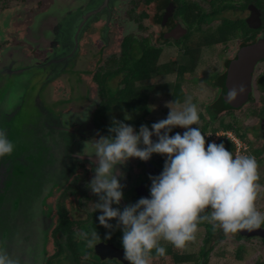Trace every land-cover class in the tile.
I'll return each mask as SVG.
<instances>
[{"label":"flooded vegetation","instance_id":"af4514ba","mask_svg":"<svg viewBox=\"0 0 264 264\" xmlns=\"http://www.w3.org/2000/svg\"><path fill=\"white\" fill-rule=\"evenodd\" d=\"M134 13L138 15L140 29H146L144 22L155 28L153 41L144 33L140 40L121 35L120 25L127 23ZM74 33H78L75 40L79 50L67 66L62 67L66 54H70L68 50L75 45L70 42ZM132 46H140L141 55L148 49L156 51L155 61L159 68L164 65L190 67L180 75L174 72L170 97L177 85L185 98L193 92V86H206L209 99L197 104L198 107L206 115L209 111L219 112L217 122L221 131L217 134L236 140L235 156L246 154L255 158L258 183L264 185V0H0V128L14 145V135L17 136L21 148L26 150L21 154L26 155L25 162L33 163L32 153L38 149H32L30 144L37 143L33 139L38 133L37 126L42 124L40 119H34L35 92L53 117H71L69 124L60 125L61 129L49 126L50 141L44 146L45 168L33 164V172H39L40 168L44 172L48 170L46 167L57 165L61 172L42 193L41 201L32 208L24 207L20 201L8 209L10 213H6L5 204L0 207V221L2 217L9 220L8 224L0 225V250L17 264H36L32 246L37 230L45 231L43 264H129L124 259L122 230L117 220L109 221L111 228L99 223L102 211L95 208L99 197L87 187L95 175L93 169L88 163L71 164L66 158L78 148L82 150L83 138L89 140L81 129L85 122L79 120L85 115L91 116L101 137L104 136L100 130L112 125L114 111L137 113L134 122H124L131 126L139 121L155 123L142 117L150 114L148 98L157 88L159 91V86L153 83L156 75L161 74L133 82L134 87L147 96L146 109H118L107 98L108 92H118L126 85L124 80ZM254 48L261 49V57L250 72L247 99L232 106L223 98L229 85V66L252 63L257 55ZM167 50H174V58L162 62ZM179 61H182L180 66L177 65ZM199 67L201 72H195ZM114 81L118 82L114 84ZM147 81L150 83L145 84ZM120 83L121 89L117 87ZM98 96L102 100L88 114L86 111ZM109 103L108 109L102 108ZM97 110L101 111L99 116ZM206 119L216 121H211L208 115ZM226 125L231 129L224 130ZM157 155L153 154L148 161L134 158L136 172L132 173V186L126 181L132 177L131 172H126L122 179L117 175L124 186L123 199L112 207L123 209L141 197L150 196L149 177L159 175L165 162L161 157L157 159ZM17 164L13 172H20ZM32 185H39V182L35 180ZM140 185L145 187L147 196L137 194L136 188ZM255 204L257 210L264 213V188ZM256 229L261 232L259 235H249L253 229L236 232L234 250L238 254L241 252V258L248 249L254 250L257 252L254 264H264V224ZM93 232H97L98 237L90 248L80 234L88 233L90 237Z\"/></svg>","mask_w":264,"mask_h":264},{"label":"clouds","instance_id":"9594fccd","mask_svg":"<svg viewBox=\"0 0 264 264\" xmlns=\"http://www.w3.org/2000/svg\"><path fill=\"white\" fill-rule=\"evenodd\" d=\"M240 92L243 91L241 88ZM237 94L229 91V98ZM167 117L151 125H141L139 130L121 121L113 120L109 132L113 135L94 139L92 153L96 167L94 177L87 187L99 197L95 208L102 211L99 223L111 228L115 218L122 230L121 243L124 259L129 264H151L153 250L164 256L166 249L160 241L183 249L195 239L198 224L208 221L225 234L242 229H256L264 224V213L256 208V200L264 185L258 183V164L250 155L233 156L218 140L205 146V135L198 127L200 114L191 95L183 103L172 101ZM131 119L127 114L125 120ZM196 125V127H191ZM185 129L181 134L173 129ZM157 139L154 141L152 137ZM209 138V137H208ZM231 142V141H230ZM232 143V142H231ZM233 147L235 148L234 143ZM15 145L0 128V157L11 155ZM153 154L165 156L162 172L150 176L149 197L123 207V185L117 176V166L130 158L148 161ZM122 179L124 174H119ZM88 247H94L98 237L93 232L81 233ZM0 264H17L6 252L0 250Z\"/></svg>","mask_w":264,"mask_h":264},{"label":"rangeland","instance_id":"374dc122","mask_svg":"<svg viewBox=\"0 0 264 264\" xmlns=\"http://www.w3.org/2000/svg\"><path fill=\"white\" fill-rule=\"evenodd\" d=\"M144 23H145L146 29L142 30V29L139 28V18H138L137 13H134L133 15H130V17L128 18L127 23H124V25H120L123 28L121 35L122 36H131L134 39L140 40L142 34L144 33V34L149 36L151 41H153L154 40V36H155V28L151 24H148V22H144ZM174 55H175L174 50H167V51L164 52L161 61L162 62H166L168 59L171 60L172 58H174ZM177 60H178V58H177ZM178 64H182V61H179L177 63V65ZM178 66H180V65H178ZM211 67H213V66L211 65ZM176 69L177 68L174 66L172 69L169 70V72H167V73H169L168 75H165V73L161 74L159 76L156 75L157 78H156V80L154 81L153 84H157V86H159V91H157L158 88L155 87L157 89L154 91V93H151L149 95L148 106L150 108V114L148 116L142 117L145 121H149L150 120L152 122H158V121H160L162 119H165L167 117V115H168V113L170 111V109L167 107V105H168L169 102H171L170 94H171V90H172V87H173V79H174V76H175L174 72L177 71ZM207 69H208V67H206L204 70L206 71ZM199 71L201 72V68L200 67L195 69V72H199ZM121 78H122V75H120L119 79H121ZM116 80H118V79H116ZM117 82L118 81H114V84H116ZM148 83H150V82L149 81L145 82V84H148ZM118 85H117V87L119 89L123 88L122 83H120ZM112 86H114V85H112ZM136 87H138V82L136 83ZM192 88H193L192 89L193 92H190L188 94V96L191 95L193 98H195V100L193 99L194 103L202 104V102H205V101H207L209 99L206 96V94L208 93L206 86L202 87L200 85H197V86H193ZM107 95H108L107 98L108 99L110 98L109 100H112V103H114V100H116V99H114V96L118 95V92H108ZM185 99L186 98L184 97V100ZM94 100L95 101L90 104L89 109L86 111L88 114H91V111H93V109L97 107L98 103L102 99H101V97L98 96V97H95ZM50 107L51 106H49V108ZM197 108H198L199 114H203L201 112V110H200V107H198V105H197ZM126 114L128 116H130L131 119L125 120V115ZM51 116H53V115H51ZM137 117H138L137 113L130 112V111H119L118 113L116 111H114V113H112V118L113 119H117V120L119 119L122 122H126V121L134 122V120L137 119ZM206 117H207V115L203 114V120L199 121L198 127L200 128V126H202V124L204 122L209 124L208 131L203 133L205 135V146L207 147V144H208L209 141H213L218 136H220V133L219 134H217V133H218L219 130L221 131V129L218 128V122L217 121L220 119L219 117H218V120H216L215 122H209L206 119ZM70 119H71V117L69 115L65 116V120H66V122L68 124L70 123L69 122ZM79 120H83L85 122V124L82 125V127H81V129L84 132V136H89L90 144L91 143L94 144L95 143L94 138H98L99 139L101 136L99 134H97L98 130L92 124L91 116L90 115H88V116L85 115L83 117H80ZM37 127H38V133H39V137L41 138L42 144H41V146L39 148L36 147L34 144H30V147L32 149H35V150L38 149V152H37L35 158L37 159V157L39 156L42 159V161L45 162V160H46L45 156L43 154H41V153H44V151H45L44 150V146L47 143V140L44 139V138L47 137L50 134V131H49V128L47 126L43 125V124H40ZM133 127H135V126L133 125ZM191 127H196V125H192ZM212 130H217V132L214 133ZM13 131H17V130L13 129ZM184 131H185V129L180 128V127H176V128L173 129V131H172V133H170V135H173L176 132H180L182 134ZM21 133H20V135H21ZM102 136H103V134H102ZM48 137H50V136H48ZM64 137L67 139L66 135H64ZM14 138H15V141H16V145L21 147L22 145L20 144V140L17 138L16 135H14ZM152 139L155 141L157 139V137L153 136ZM82 145L84 147L85 154H90L91 150L89 149V147H87V144L86 143H82ZM21 149L22 148H20V150ZM39 152H41V153H39ZM236 152H237V150L234 151V149H233V153H232L233 156L236 155ZM35 153H33L32 156ZM159 157H161L162 160L166 159L165 156H162V155L158 154L157 155V159ZM66 159H68V161L71 160V164H75L76 161H77V160H74L75 158L73 157V155L70 156L69 158H66ZM78 159H80V158H78ZM77 163L78 164H86L87 165V163L82 162V161H78ZM125 163H126L125 166L127 167V171H125V172H131V175H132L130 180H128V178H127L126 181L128 183V186H132L133 183L131 181H133L132 178H134V175L132 173L136 172V171H134V169H136V167H135V159L134 158L129 159ZM129 163H130V166H129ZM42 166L45 168L44 163H42ZM89 166H90V164H89ZM46 168L49 169V172L51 171L50 167H46ZM137 170H138V168H137ZM36 171L35 172H21L20 174L24 178L23 180H27L28 182L32 183L35 180L37 182V172ZM142 178H144V177H141L140 179H142ZM23 185H26L28 187V189H19L20 191H22V193H29L28 191H30V193H33L35 191L36 192L39 191V186L38 185L32 186L31 184H27V183H25ZM20 187H22V185ZM3 201H4V199H2L1 194H0V202H3ZM26 204H28L27 206H29L30 208L35 207L34 203L32 204V201L25 202L24 205H26ZM1 206L2 205L0 204V207ZM0 213L2 215L1 208H0ZM0 218H1V216H0ZM3 222H4V225H5V224H8L9 220L6 219L5 217H2V219L0 221V225L1 226H3ZM14 226H18V224H15ZM211 226L216 231V233L213 236L212 240L208 243V246H210L211 249L209 250V254H208V257L206 259V262L198 260L199 264H254L255 255H257V252L254 251V250L252 252L250 249H248L240 260L231 259V258H228V257L222 255L223 252H225L227 250H234V248L237 246L236 245L237 241L235 239L236 233L225 234L223 232V230L221 228H219L218 226L214 227L213 223H211ZM9 227H11V226H9ZM204 237H205V228L202 226V227H199L197 232L195 233V239L192 240V241L187 242L186 246L182 249V253L197 255L198 252L200 251V248L203 246ZM160 244L164 245V244H166V241L161 240ZM44 261H45V258H44L43 262ZM182 264H193V263H182Z\"/></svg>","mask_w":264,"mask_h":264},{"label":"water","instance_id":"95a60500","mask_svg":"<svg viewBox=\"0 0 264 264\" xmlns=\"http://www.w3.org/2000/svg\"><path fill=\"white\" fill-rule=\"evenodd\" d=\"M85 25L86 24L83 25V28ZM77 34L78 33H74V39L72 38L70 40V42H73V44H75V45L72 49L68 50L70 52V54H66V62H65V64H62V67H66L67 64L69 63V61L73 59V57L76 55V52L79 50L78 41L75 40L77 37ZM79 34H80V32H79ZM260 50H261L260 48H257V49L254 48V53H256V51H257V55H254V59L252 60V63H250L249 65H247V64H233L232 63L229 66L228 73L230 74V76L228 77V80H227V83L229 85H227L228 88H227V91L224 94L223 98L225 99V101L230 103L232 106H235L239 102L243 103L244 101H246L248 89H249V87L247 88V86H248L249 80H250V72L252 71V68L255 65V63L261 57V51ZM243 85H245V86H243ZM241 88L243 89L242 92L239 91ZM232 89H236L237 94L235 96L229 98V91ZM37 96H38V94L35 92L34 97H33L34 104H35V109H34V116L35 117H34V119H36V118L40 119L41 120L40 122L42 124H44L45 126H47L48 128L50 125H53L54 127L61 129L60 125H64L67 123L65 120V117H63L62 119H59L57 117L51 116V114L48 113L46 111V109L43 107V105L39 102V99ZM37 131H38V128H37ZM49 131L51 132L50 128H49ZM48 136L44 138L47 140V142L50 141V138ZM59 136L63 137L64 135H62V133H59ZM33 140L35 142H37L35 144V146L39 148L42 144L41 138L39 137V133H35V138ZM82 143L87 144V147H89V149L91 150V152H90V154H91L93 144L92 143L90 144V140H88L87 138L86 139L83 138ZM81 147H82V150H81V148L80 149L75 148V150L77 149L76 152L71 151L73 157L75 158L74 160H77L76 163L78 161H82V162L90 164V166L94 172V169L97 166L95 163V161H96L95 155L93 154V155L89 156L90 154H85L83 145ZM20 148H21L20 146H17L15 144L14 151L10 155L11 157H13V159H9V158H7V156L0 157V194H1L2 199H4V201L1 203V205L5 204V206H7V210L10 207L14 208L15 205H18L20 201L23 203L32 201V204L34 203V205H36V203L38 201H41L42 193L46 189H48L50 183L52 181H54L55 178L58 177L61 173L58 171L59 165H57L55 168L50 166V169H51L50 172H48L49 169L42 172L41 171L42 168H40V171L37 172V182H39V185H38L39 191H37V192L35 191L33 193H30V191H28L29 193H22V191H20L19 189H28V187L26 185H23V184L27 183V184L32 185V183L28 182L27 180H23L24 178L22 177V175L20 173L23 171L33 172V170H34L33 164H36L38 162V165H42V163H44V161H42V159L39 156L37 157V159L35 158V156L37 154V152H36L34 154L35 161L33 163L25 162V160H26L25 156L26 155H21V154L26 152V150L23 148L20 150ZM39 153H41V152H39ZM41 154H43L45 156V159H46V153H41ZM78 158H80V159H78ZM7 159H8V162H7ZM16 162H18L17 165L19 166L18 168H20V172H13L15 169V163ZM22 162H24V163H22ZM5 163H7V164H5ZM125 164L117 166V175H119L121 172L122 173L124 172L123 174L126 173L125 171H127V167L125 166ZM63 167H65V166H62V168ZM15 175H17V176H15ZM18 180H20L23 183L22 187H20L21 184L19 183ZM136 192L139 195L147 196L146 191H145V187L143 185L138 186L136 188ZM27 205L28 204L24 205V207L25 206L27 207ZM10 212L11 211L8 210L6 213H10ZM14 213H16V212H14ZM18 214L19 213L17 212V215ZM14 221H15V219H14ZM16 221H17V223H19L20 219H16ZM37 232H38L37 237L34 236L35 240H34V243L32 246L34 248V250H33V256L35 257L34 263L42 264L43 260H44V256H42V252H43V243H44L45 231L37 230ZM260 233L261 232L258 229H253V232H250L249 235H256V234L259 235Z\"/></svg>","mask_w":264,"mask_h":264},{"label":"trees","instance_id":"16d2710c","mask_svg":"<svg viewBox=\"0 0 264 264\" xmlns=\"http://www.w3.org/2000/svg\"><path fill=\"white\" fill-rule=\"evenodd\" d=\"M140 46H132L129 49V64H128V74L125 76V86L123 89L118 91V95L114 96V103L115 108H120V109H127L131 111H137V110H142L146 109L145 104H146V97L138 88H135L133 85L134 81H139L143 79H148L150 78L153 74H166L169 72L170 67L173 68L171 65H164L161 66L160 68L156 66V56L157 52L148 49L145 50L144 54H140L141 48ZM189 66H183L177 68L178 74H183L185 72H188L190 69ZM162 70V71H161ZM164 70V71H163ZM166 71V72H165ZM184 100V96L181 92V89L179 88V85L176 86V89L172 92L171 95V101H177V102H182ZM221 101V98H219ZM218 100V101H219ZM110 105H103V109H108V106ZM147 113V111H146ZM207 115L209 116L211 121L217 120L218 119V111H209L206 112ZM101 114L100 110H97V116ZM200 120H203V114H200ZM221 122V120H220ZM153 123L150 122H145L142 123L139 121L138 123L135 124V130L138 131L141 125H147L149 129H151V125ZM221 124V123H220ZM109 128L105 127L101 129V133L103 136H109L113 135L112 133L109 132ZM209 124L208 123H203L202 126H200V130L202 133H205L208 131ZM219 128V127H218ZM224 130H229L231 129V126L226 125L223 126ZM214 133L217 132V130H212ZM223 142L225 147L233 153V144L224 139L218 140L217 143ZM204 227L205 228V237L203 239V246L200 248V251L198 252L197 255L195 254H184L182 253V249H177L175 248L171 243L166 241V244L161 245L166 249V253L164 256H157L155 254V251L153 250V258L151 260V264H182V263H193V264H199L198 260L205 261L208 257L209 250L211 249L210 246H208V243L212 240L213 236L215 235L216 231L215 229L211 226V222L208 221H201L198 224L199 227ZM222 255L235 259V260H240L241 259V252L238 254V252H235V250H227L222 253Z\"/></svg>","mask_w":264,"mask_h":264},{"label":"built area","instance_id":"2783aa9c","mask_svg":"<svg viewBox=\"0 0 264 264\" xmlns=\"http://www.w3.org/2000/svg\"><path fill=\"white\" fill-rule=\"evenodd\" d=\"M218 136V135H217ZM227 138L228 139H230V141L232 142V143H234V145L236 146V148H237V142H236V140L233 138V137H231V136H228L227 135ZM218 140V137L215 139V140H213V142H216Z\"/></svg>","mask_w":264,"mask_h":264}]
</instances>
